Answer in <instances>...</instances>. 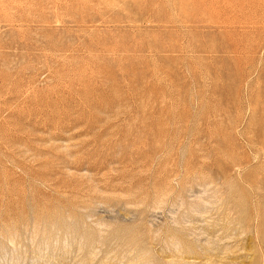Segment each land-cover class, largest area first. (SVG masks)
Wrapping results in <instances>:
<instances>
[{"label": "rangeland", "instance_id": "rangeland-1", "mask_svg": "<svg viewBox=\"0 0 264 264\" xmlns=\"http://www.w3.org/2000/svg\"><path fill=\"white\" fill-rule=\"evenodd\" d=\"M0 264H264V0H0Z\"/></svg>", "mask_w": 264, "mask_h": 264}]
</instances>
